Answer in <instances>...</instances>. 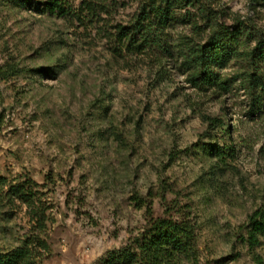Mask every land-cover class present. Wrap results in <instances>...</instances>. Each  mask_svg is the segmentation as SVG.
<instances>
[{"label": "rangeland", "instance_id": "rangeland-1", "mask_svg": "<svg viewBox=\"0 0 264 264\" xmlns=\"http://www.w3.org/2000/svg\"><path fill=\"white\" fill-rule=\"evenodd\" d=\"M31 1L0 0V174L33 179L49 205L40 264H104L157 218L194 226L198 264H264V235L249 227L253 212L264 219V98L254 105L242 87L243 63L219 70L227 90L200 91L176 52L111 40L135 1L99 18L83 17L88 0H61L65 16ZM215 1L227 24L264 30V0ZM32 223L25 207H2L0 250Z\"/></svg>", "mask_w": 264, "mask_h": 264}, {"label": "trees", "instance_id": "trees-1", "mask_svg": "<svg viewBox=\"0 0 264 264\" xmlns=\"http://www.w3.org/2000/svg\"><path fill=\"white\" fill-rule=\"evenodd\" d=\"M125 1L101 0L99 10L90 0L85 1L83 17L99 18V12H108L110 8L112 16L125 5ZM130 1H135L137 7L128 25L111 24V40L117 43L119 51L160 57L176 52L181 58L180 65L187 74V81L200 91L227 90L228 81L219 70L232 60L238 61L243 63L240 67L242 87L254 105L261 104L264 98L263 29L240 19L227 24L221 20V9L215 0ZM15 2L25 4L33 1ZM41 4L43 10L51 14L65 16L74 13L61 0H47ZM175 24L187 26L190 34H181L171 43L169 29ZM250 39L256 41L253 47L248 44ZM36 71L39 73L45 69ZM207 119L217 125L221 123L217 118ZM211 147L208 149L212 150ZM219 152L223 151L219 149ZM38 187V183L29 177L8 178L0 174V209L4 206L25 207L33 222L32 233L19 245L10 250H0V264H40L39 255L48 250L45 232L50 219L49 205ZM249 227L251 238L257 233L264 235V219L259 210L250 215ZM179 256L190 264H198L194 226L185 220L157 218L129 244L110 252L104 264H176Z\"/></svg>", "mask_w": 264, "mask_h": 264}]
</instances>
